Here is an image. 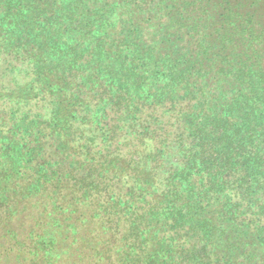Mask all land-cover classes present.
<instances>
[{
  "label": "trees",
  "instance_id": "obj_1",
  "mask_svg": "<svg viewBox=\"0 0 264 264\" xmlns=\"http://www.w3.org/2000/svg\"><path fill=\"white\" fill-rule=\"evenodd\" d=\"M0 264H264V0H0Z\"/></svg>",
  "mask_w": 264,
  "mask_h": 264
}]
</instances>
